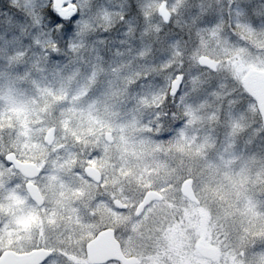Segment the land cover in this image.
Returning a JSON list of instances; mask_svg holds the SVG:
<instances>
[{
  "label": "clouds",
  "instance_id": "clouds-1",
  "mask_svg": "<svg viewBox=\"0 0 264 264\" xmlns=\"http://www.w3.org/2000/svg\"><path fill=\"white\" fill-rule=\"evenodd\" d=\"M57 3L0 0L31 72L15 100L0 85V166L38 217L27 230L5 217L11 249L46 251L41 264H264V0ZM216 136L236 161L226 200L193 183L197 204L179 162L202 172Z\"/></svg>",
  "mask_w": 264,
  "mask_h": 264
},
{
  "label": "rangeland",
  "instance_id": "rangeland-1",
  "mask_svg": "<svg viewBox=\"0 0 264 264\" xmlns=\"http://www.w3.org/2000/svg\"><path fill=\"white\" fill-rule=\"evenodd\" d=\"M28 43L29 41L24 35H21L18 27H9L6 29L3 25H0V85H3L5 81L8 82L7 93L10 100H15L19 95L17 81L27 80L31 76V72H26V67L23 65L24 55L30 54L27 52L26 48ZM38 86V83L33 82V87ZM14 110L23 111L22 108ZM53 115H55V113H53ZM161 139H167V137H162ZM215 144L219 149L215 155L207 154V148L201 153V156L206 161L202 172H200L199 165L195 162L189 163L181 161L179 162V166L185 170L186 175L196 177L195 180L189 179L188 181L191 182V185L196 183L198 188L202 189L199 192V195L204 199L205 203L210 201L212 204H223L226 200L225 186L229 184L231 177L223 176L221 174V169H230L236 161L226 155L227 145L222 142L221 137L216 136ZM2 148L3 136L0 135V149ZM21 162L32 163L29 159L21 160ZM157 163L160 165L162 171H170L166 161H159ZM153 171L154 168L152 167L145 169L147 175H152ZM197 173H199V175H197ZM15 184L16 181L11 179L9 173L4 172L3 166H0V205L6 204L7 199L9 200L18 197L21 190L15 187ZM169 191H171V189H169ZM233 193L234 195L238 194L235 189H233ZM159 194L163 195V193ZM194 211L205 220L208 218L209 213L207 208L198 207ZM5 213H7V211ZM34 218H36L35 222H38L36 214L34 215ZM1 232L2 231H0V254L10 247L7 244H2L3 233ZM213 238L214 237L209 233L202 232L201 243L214 249L216 255L219 256V250L213 248L209 242ZM27 239H30V236H27Z\"/></svg>",
  "mask_w": 264,
  "mask_h": 264
},
{
  "label": "flooded vegetation",
  "instance_id": "flooded-vegetation-1",
  "mask_svg": "<svg viewBox=\"0 0 264 264\" xmlns=\"http://www.w3.org/2000/svg\"><path fill=\"white\" fill-rule=\"evenodd\" d=\"M159 195L162 196L161 194ZM40 196H41V193H40ZM198 203L200 202L198 201ZM6 211L7 213H5ZM35 214H36L35 210L28 206V201L24 198L23 193L20 191L17 198H12L9 200L7 199L6 204L0 205V225H3L5 217H8L11 219L12 223L19 225L25 230H27L30 227V225H32L33 223H36L35 222L36 218H34ZM0 231H2L1 233H3L2 244H7L11 246L14 243V240H13L14 236H16L17 239L20 238L18 236V230L14 231L12 229H6V228L0 227ZM25 238L27 239V236ZM36 251H43V250H34L32 252H36ZM44 252L48 255L46 251ZM5 253H13L15 256H20L23 254H27L29 252L15 251V250H12L11 247H9L7 250H5L4 252L0 254V258Z\"/></svg>",
  "mask_w": 264,
  "mask_h": 264
},
{
  "label": "water",
  "instance_id": "water-1",
  "mask_svg": "<svg viewBox=\"0 0 264 264\" xmlns=\"http://www.w3.org/2000/svg\"><path fill=\"white\" fill-rule=\"evenodd\" d=\"M61 3H63V0H58L57 6H56L58 10L60 8ZM71 11H72L71 9H67L62 14L69 15V14H71ZM8 159L11 160V159H13V157L9 156ZM16 166L19 167L24 172V175H26V176L33 175V173L30 170L35 167L34 164L28 163V162L16 161ZM28 188L31 190V198L33 200H39L41 198L38 189H35L33 185L29 184ZM185 190H186V192H185L186 196L189 199L193 200L195 203L199 204L198 200L196 199V197L192 191L190 181H188V183L185 184ZM154 195H156L157 197H161L158 193H154ZM207 248L209 250L215 252L214 249H212L210 247H207ZM46 255L47 254L44 251L30 252V253L23 254L20 256H15L13 253H5L0 258V264H41V260ZM103 257H104V247L101 246L97 249V258L102 259Z\"/></svg>",
  "mask_w": 264,
  "mask_h": 264
},
{
  "label": "snow or ice",
  "instance_id": "snow-or-ice-1",
  "mask_svg": "<svg viewBox=\"0 0 264 264\" xmlns=\"http://www.w3.org/2000/svg\"><path fill=\"white\" fill-rule=\"evenodd\" d=\"M53 19H54V21L56 20V18H55V17H53ZM72 19H75V17H72Z\"/></svg>",
  "mask_w": 264,
  "mask_h": 264
},
{
  "label": "trees",
  "instance_id": "trees-1",
  "mask_svg": "<svg viewBox=\"0 0 264 264\" xmlns=\"http://www.w3.org/2000/svg\"><path fill=\"white\" fill-rule=\"evenodd\" d=\"M184 264H189V263L187 261H185Z\"/></svg>",
  "mask_w": 264,
  "mask_h": 264
}]
</instances>
